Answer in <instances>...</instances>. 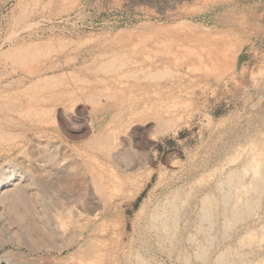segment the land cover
Here are the masks:
<instances>
[{"label":"rangeland","instance_id":"374dc122","mask_svg":"<svg viewBox=\"0 0 264 264\" xmlns=\"http://www.w3.org/2000/svg\"><path fill=\"white\" fill-rule=\"evenodd\" d=\"M121 47L168 72L161 86L176 85L186 110L176 131L138 122L108 133L86 66ZM34 86L47 114L17 102L0 120V264L264 261V187L250 190L254 160L264 163V0H0V93L16 100ZM60 92L76 101L50 99ZM241 194L254 207L228 229ZM163 210L173 236L150 223Z\"/></svg>","mask_w":264,"mask_h":264},{"label":"bare ground","instance_id":"6f19581e","mask_svg":"<svg viewBox=\"0 0 264 264\" xmlns=\"http://www.w3.org/2000/svg\"><path fill=\"white\" fill-rule=\"evenodd\" d=\"M71 1L76 2L78 0H71ZM23 12H26V11H23ZM144 43L146 44V42H144ZM142 45H144V44H142ZM67 46H69V45L67 44ZM35 48L37 49V47H35ZM121 48H123V47H121ZM27 49H28V47H27ZM138 51L139 50H136L135 48L131 49V50H126L125 48H123V49H120L119 53L116 52L117 53L116 55H113V56L108 57V58L106 57V59H102V60L93 59V60H91L89 65L86 66V71H87V73H89L90 75L95 77V81L93 82L94 84H92L93 87H91V89L93 90L92 91L93 94H95V96H97V97L92 96L89 98L91 99V103H93L97 107V109L99 110V112H100L99 116H102L104 118L103 120H105V119L109 120V123L107 124V128L105 127L106 129H108L109 134H112L114 132V130L117 129L121 125L125 126L126 124L129 125V124H133V123L135 124V123L140 122V123H145V124L149 125V127L152 129V133H154L158 136H165L171 132L176 131L180 127V125L183 123V121H184L183 120V113L186 111L185 107H184L185 105H181L180 104L181 102L179 101L181 98L179 99V96H177V94L175 95L174 89L176 88V85L171 84L172 86H168L165 88L161 86L160 80L163 79V77L165 75H169V74H167L168 72L164 71V70L162 71L161 69H159V65H157V61H155L153 59H149V60H151L152 64H151V66L147 67L145 61H143L144 59L140 60V61H139V59H141V58H139L138 60L136 59V57L139 55ZM149 51H152V50H149ZM26 52H27V50H26ZM22 53H23V51H22ZM141 53H143V52H141ZM34 54H36V53L34 52ZM146 55H147V53H146ZM101 57H104V54L101 55ZM120 57H122V59H124V57L126 58L125 63L122 61L120 62ZM127 66L129 67V70L125 69ZM38 75H40V74H38ZM58 79H60V78H58ZM32 83H34V82H32ZM32 83H31V85H33ZM39 83H42V82H39ZM38 87L34 86L33 91H28V90L27 91H25V90L19 91L17 94L16 100L15 99L10 100V98H8L5 95H4L5 96L4 97L3 94H1L2 93L1 92L0 93V100H1L0 101V118H1L0 120H5L10 115V112L13 111V109H12L13 106H16L15 104H18L19 102L23 103L24 110L27 112V115L31 114L30 113L31 111H33V113L34 112L35 113H41V116H42V113L47 114V110L45 108H42L41 106L43 103L48 102L49 97L46 95L45 92L42 93L41 92L42 90L39 91ZM41 89H42V87H41ZM43 91H44V89H43ZM67 94H68L67 92L66 93L60 92V94H58V95H57V93H53L50 96V99H54V101H59V100L63 101L65 99L66 100L69 99V101L71 100V101H73L72 103H74L76 100L74 99V96L72 97V93L70 95L68 94L69 97H67ZM93 94H91V95H93ZM100 97H105V99L107 101V104L104 107H101L102 104L100 106ZM14 110H17V109H14ZM20 115H22V113ZM0 128H1V124H0ZM116 131H118V130H116ZM114 133H116V132H114ZM4 134L6 135L7 133L6 132L4 133L0 129V140L4 137L3 136ZM8 136H9V134H8ZM95 137L96 136H94V138ZM106 137H107V135H106ZM94 138L88 144V145H90V147H92L94 149L96 148V150H99V151L102 150L103 148L107 147L105 140H103L102 138H99V139H94ZM140 148H142V147H140ZM107 149H108V147H107ZM252 166L254 167V171H253L254 172V183L252 182L253 186L251 187L250 190L255 191L257 193L258 191H260V189H262L261 188L262 186L264 187V163H263V161H259L256 158L254 160ZM87 175H86V177H87ZM99 178L95 177L92 173L91 180H93L94 185H97L95 187V190L97 192L102 190V186H101L102 184H99V181H100ZM240 179L241 178H236L235 176H232V177L227 179L228 180L227 185H230L231 187L238 189L242 185ZM219 184H221V183H219ZM221 195L223 196L222 197V199H223L222 203L225 202L228 205L229 201H230V196H229L230 194H228V195L221 194ZM241 195H244L246 197V199H244L245 202H244V204L242 203L243 205L240 207H234V206H233L234 208L232 207L233 209L231 210V215H230L231 218L229 221L225 222L226 223L225 227L227 226L228 229L234 228L235 224L237 225L238 222L240 223V222L245 221L248 217L249 212L251 211V207L255 203L254 197L251 198V197L246 196L245 194H241ZM206 198H208V197H206ZM236 199H238V198L236 197ZM234 201H236V200H234ZM210 203H211L210 200H208L207 204H206L207 209H205V210L207 211V213H206V217L204 216L205 217L204 219H206V221H210V215H208V213L211 210V207H210L211 204ZM225 203H224V205H225ZM174 208H176V205L172 206V209H174ZM167 211L163 210V211L153 215L151 217L150 223L155 228L157 227V228L161 229L167 235L173 236L175 233L174 232L175 229H174V226L172 225V223L167 221L168 219L166 217V214L167 215L169 214V213H167ZM203 212H205V211H203ZM83 213H84V211H83ZM95 218H96V216H95ZM204 222H205V220H204ZM63 226H65V225H63ZM203 228H204V226H203ZM247 237H246L247 241H249V240L252 241L256 238L255 233L253 231L250 232L247 235ZM97 247H98V245L97 246L95 245L91 248L92 254H93L94 249H96ZM198 250H199V255L201 256V258L206 259V254L208 253L206 251V249L202 248V246H201V248L199 247ZM230 254H232V253H230ZM224 257L222 258V255H221V257L218 258L219 260H218L217 264H227L228 263L227 258H229V257H227V258L226 257L224 258ZM231 260H232V258H231ZM238 263L239 264H246L242 260ZM260 264H264V261L261 262Z\"/></svg>","mask_w":264,"mask_h":264}]
</instances>
